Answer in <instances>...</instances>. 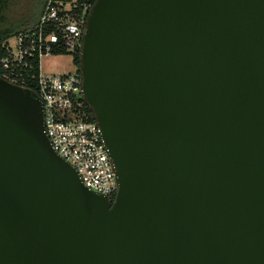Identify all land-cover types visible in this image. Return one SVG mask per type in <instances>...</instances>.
I'll list each match as a JSON object with an SVG mask.
<instances>
[{"label": "water", "instance_id": "water-1", "mask_svg": "<svg viewBox=\"0 0 264 264\" xmlns=\"http://www.w3.org/2000/svg\"><path fill=\"white\" fill-rule=\"evenodd\" d=\"M79 75L115 199L0 78V264H264V0H96Z\"/></svg>", "mask_w": 264, "mask_h": 264}, {"label": "built area", "instance_id": "built-area-1", "mask_svg": "<svg viewBox=\"0 0 264 264\" xmlns=\"http://www.w3.org/2000/svg\"><path fill=\"white\" fill-rule=\"evenodd\" d=\"M91 7L75 0H47L37 26L1 44L0 78L28 89L34 85L43 107L46 136L53 150L77 173L82 185L111 202L117 192L116 176L97 124L89 121L82 97L81 79L76 71L67 74L30 75L32 62L53 51H80Z\"/></svg>", "mask_w": 264, "mask_h": 264}, {"label": "rangeland", "instance_id": "rangeland-1", "mask_svg": "<svg viewBox=\"0 0 264 264\" xmlns=\"http://www.w3.org/2000/svg\"><path fill=\"white\" fill-rule=\"evenodd\" d=\"M42 8V0H9L0 9V32L22 26L33 21ZM9 47H15V39H9ZM76 67L71 55L44 56L39 62V71L43 76L72 73Z\"/></svg>", "mask_w": 264, "mask_h": 264}, {"label": "trees", "instance_id": "trees-1", "mask_svg": "<svg viewBox=\"0 0 264 264\" xmlns=\"http://www.w3.org/2000/svg\"><path fill=\"white\" fill-rule=\"evenodd\" d=\"M7 1H9V0H0V9L3 6H5V4H6ZM46 1L47 0H42V8L39 10L38 16H36V18L33 21H29V23H26V24H24L22 26H19V27L10 29L8 31L0 32V45L3 44V43H5L9 39H12V38L17 37L20 34H26L27 32L34 30L35 27L38 24L40 15H41V13H42V11L44 9V6H45ZM60 1L70 2L71 0H60ZM95 2H96V0H75V3L77 5H83V4H85V5H88L90 7H92ZM79 54H80V51L79 50L77 52H75V53H72V54L67 53L64 50H59V51H53L52 54H51V56L71 55L72 63L76 67L75 71L77 73H79ZM4 55H5L4 50H2V48L0 47V57H2ZM38 72H39V64H38V60H35V61L32 62V70L30 72V75L37 76L38 75ZM28 89L31 90L32 92L35 91V88H34V85L33 84L31 86H29ZM85 112L88 115L89 121L94 122V117L91 114V112H90V110H89V108L87 106L85 107Z\"/></svg>", "mask_w": 264, "mask_h": 264}, {"label": "crops", "instance_id": "crops-1", "mask_svg": "<svg viewBox=\"0 0 264 264\" xmlns=\"http://www.w3.org/2000/svg\"><path fill=\"white\" fill-rule=\"evenodd\" d=\"M54 57H56V56H54ZM75 71V70H74Z\"/></svg>", "mask_w": 264, "mask_h": 264}]
</instances>
